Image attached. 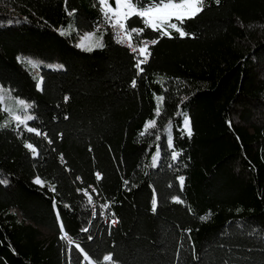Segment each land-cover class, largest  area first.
Returning a JSON list of instances; mask_svg holds the SVG:
<instances>
[{"label": "trees", "instance_id": "16d2710c", "mask_svg": "<svg viewBox=\"0 0 264 264\" xmlns=\"http://www.w3.org/2000/svg\"><path fill=\"white\" fill-rule=\"evenodd\" d=\"M104 19L0 0V86L35 118L0 128V264H264V0H204L183 37L131 16L158 41L143 71Z\"/></svg>", "mask_w": 264, "mask_h": 264}, {"label": "snow or ice", "instance_id": "6c2138e0", "mask_svg": "<svg viewBox=\"0 0 264 264\" xmlns=\"http://www.w3.org/2000/svg\"><path fill=\"white\" fill-rule=\"evenodd\" d=\"M220 0H216V3H219ZM100 3L104 8L111 11L112 16H108V13L105 12L106 17L109 19V21H112V17L116 16V21L112 22L113 27L119 26L120 29L124 30L129 36L132 32H135L137 34H140L144 31L143 28H129L127 25V20L133 16H139L145 25V27H150L154 31H161V35H170L167 31H164L165 25L167 27L175 29L180 36H186L187 33L183 31V23L185 19H192L195 18L196 15H198L200 12L204 10V0H153V2L148 7H138L140 0H116V8H112L111 4L108 3V0H100ZM126 9V11H124ZM71 15V13H69ZM172 18H175L177 21H179V24L176 23H170ZM93 35V34H89ZM120 33L117 32V36L119 37ZM118 42H123V38H120ZM157 40H152L151 44H156ZM149 42H144V47L139 49L140 55L144 56L145 59L139 60L136 67L140 68V65L146 62L147 56L150 55V53L147 52ZM102 46V45H101ZM129 47H131V44H129ZM88 50H91L90 48ZM133 51H136V49H133ZM29 64H31L33 67H37V63L31 60L27 61ZM58 67H62L58 66ZM140 71H143L142 68H140ZM133 87H135V81H133ZM67 99V98H66ZM160 101H163V97L158 98ZM21 105H24L25 107H32L30 104H25L24 101H19ZM157 115H159V105L157 107ZM16 120L20 121L21 123H25V121H30L35 119L31 115H27L24 120H20L19 116L15 117ZM6 126V125H3ZM149 126L155 127V121H149L148 124L145 126V130ZM185 128L188 131V135L191 136V128H190V122L186 119L185 120ZM30 132H37L35 128L29 127L27 129ZM39 135L40 133L37 132ZM144 133H141L143 135ZM169 144H171V140L169 139ZM25 147L29 148L34 154L36 153V149L32 144H26ZM62 158V157H61ZM97 179H100V173H96ZM2 182V181H0ZM36 183L42 184L43 181L40 180L39 177H37ZM180 182L183 184V177H180ZM127 183V181L125 182ZM53 190L54 186H53ZM85 194L88 195L87 190H85ZM180 203H183V201H178ZM89 203H91V196L89 195ZM106 207V206H104ZM157 207V202L153 200L152 202V210L155 212ZM202 219H207V217H202ZM113 223H116L115 220L112 221ZM61 227L63 225L61 224ZM84 231H87V229H84ZM66 235V234H65ZM76 247L79 249V245H76ZM81 252H83V249H80ZM85 258H87V253H85ZM105 260L110 261L111 257L106 256L104 257Z\"/></svg>", "mask_w": 264, "mask_h": 264}, {"label": "rangeland", "instance_id": "374dc122", "mask_svg": "<svg viewBox=\"0 0 264 264\" xmlns=\"http://www.w3.org/2000/svg\"><path fill=\"white\" fill-rule=\"evenodd\" d=\"M108 3H110V0H108ZM102 8H103L104 12H107L108 15L112 16L111 11L104 8V6H102ZM124 11H126V9H124ZM112 18H115V20L117 19L116 16H113ZM175 21H176V19L172 18L170 23H173ZM168 29H169V27H167V25H165V28L163 30L167 31L169 33ZM89 34H91V33H87V34L81 36L80 39L78 40V43H77L80 48L87 50V51H89L88 50L89 48L91 50L98 48L102 44L101 36L100 37L99 36H92ZM147 52H148V49H147ZM19 59L21 62L25 63L28 68H30V67L32 68L31 70L34 71L32 74L35 78H39V86H41L42 79H41L40 73L38 71V69H40V67H42L41 61L36 60L34 58H21V57H19ZM28 60L36 62L38 66L33 67L31 64H29L27 62ZM21 100L24 101L25 104L31 105V103L27 102L26 100L14 96L8 87L0 86V128L11 126L12 123H14V122H16V123L18 122L20 124H24L26 126H29V124H28L29 121H25V123H21L20 121L15 119L16 116H19L20 120H24L27 115L33 116L32 113L30 112L31 107H25L24 105H21L19 103V101H21ZM3 125H6V126H3Z\"/></svg>", "mask_w": 264, "mask_h": 264}, {"label": "built area", "instance_id": "2783aa9c", "mask_svg": "<svg viewBox=\"0 0 264 264\" xmlns=\"http://www.w3.org/2000/svg\"><path fill=\"white\" fill-rule=\"evenodd\" d=\"M110 16V15H108ZM104 22H102L99 25L98 30L102 31H110L112 33L113 39L116 43H118L120 46L126 47L129 49L136 57L138 60H143L145 59L144 56L140 55L139 49L144 46V42L147 41L149 42L147 49L149 48L150 45H152L150 42L152 40L146 39V38H136L135 32H132L130 36L122 29L117 27L112 26V22L116 21L115 18H112V21H109V19L106 17L105 12H104ZM117 32L120 33L119 37L117 36ZM120 38H123V42H118ZM129 44H131V47H129ZM133 49H136V51H133Z\"/></svg>", "mask_w": 264, "mask_h": 264}, {"label": "water", "instance_id": "95a60500", "mask_svg": "<svg viewBox=\"0 0 264 264\" xmlns=\"http://www.w3.org/2000/svg\"><path fill=\"white\" fill-rule=\"evenodd\" d=\"M110 4L113 8H116V1L115 0H110Z\"/></svg>", "mask_w": 264, "mask_h": 264}, {"label": "crops", "instance_id": "0c3cea01", "mask_svg": "<svg viewBox=\"0 0 264 264\" xmlns=\"http://www.w3.org/2000/svg\"><path fill=\"white\" fill-rule=\"evenodd\" d=\"M116 1V0H115ZM91 34H93L92 36H98V33H95V32H89ZM87 34V33H86ZM85 35V34H84Z\"/></svg>", "mask_w": 264, "mask_h": 264}]
</instances>
